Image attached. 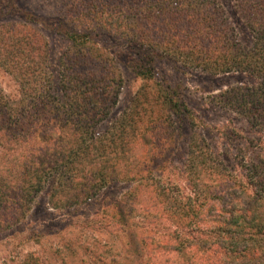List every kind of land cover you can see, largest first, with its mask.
Returning <instances> with one entry per match:
<instances>
[{"label":"trees","instance_id":"1","mask_svg":"<svg viewBox=\"0 0 264 264\" xmlns=\"http://www.w3.org/2000/svg\"><path fill=\"white\" fill-rule=\"evenodd\" d=\"M86 8L67 18V23L76 22L75 27L58 25L68 45L57 58L59 71L52 81L44 79L41 35L20 22L0 26V63L6 54L23 91L14 100L0 92V231L23 220L42 190L47 191L51 207H73L94 198L114 175L116 180L137 181L124 200H131V212L140 210L138 190L151 184L136 177L160 155L161 146H174L177 137L167 116L151 115L145 123L138 119L132 124L125 115L119 123L97 129L122 81L116 77L117 68L106 48L91 41V36L106 33L123 39L128 51L145 58L146 63L133 64L140 76L151 71L149 61L159 53L210 74L236 72L252 77L251 85L227 88L217 102L233 109L254 136L245 137L240 130L223 125L212 129L214 140L195 132L187 137L182 169L188 185H194L189 188L193 195L171 192V196L157 186L160 206L174 207L172 200H176L179 207L172 212L178 221L169 232L177 234L173 235L176 243L156 240L155 246L168 245L174 250L189 240L206 257L205 264H264V0H238L236 4L247 32L245 41L236 37L210 0H148L127 13L124 10L130 7L122 0ZM157 37L161 43L154 41ZM42 80L50 81L52 91L42 89ZM170 94L180 97L175 90ZM140 97L138 93L134 96L136 105ZM170 106L176 107L173 110L181 119L190 115L181 99ZM132 129L141 141L146 132L145 154L137 170L131 171L130 166L113 172L108 166L121 148L113 149L126 144L121 138ZM217 138L225 147L231 146L230 155L225 148L218 149ZM200 178L210 180L208 189L199 188ZM115 207L121 215L119 206ZM131 246L135 251L134 238ZM186 259L202 264L201 257Z\"/></svg>","mask_w":264,"mask_h":264},{"label":"rangeland","instance_id":"2","mask_svg":"<svg viewBox=\"0 0 264 264\" xmlns=\"http://www.w3.org/2000/svg\"><path fill=\"white\" fill-rule=\"evenodd\" d=\"M115 1L118 0H0V26L8 27L12 23L20 22L21 26L30 27L41 35L45 45V58L42 61L44 79L49 78L52 81L59 71L57 58L68 45V41L58 31V25H65L67 18H71L77 11H86L88 5ZM122 1L125 7H130L124 10L127 13L129 10L133 11L131 7L134 9V6L148 0ZM210 1L225 18L226 24L233 28L236 37L245 41L247 32L236 12L238 0ZM91 9L93 10L92 7ZM174 19L179 20L176 17ZM75 25V21L66 24ZM95 35L97 38L91 36V41L106 48L107 56L112 58L117 68L116 77L122 80L114 104L97 129L102 131L113 121L119 123L125 115L130 116L132 124L138 119L145 123L146 118L151 115L163 118L167 116L171 120V127H174V138L177 137V140L169 148L161 146L158 152L160 155L145 164L143 173L136 177H142L151 184L146 190L138 186L140 198L138 197L137 206L140 210L131 212V207L128 208L131 200H124L126 193L137 186V181L116 180L115 175L94 198L73 207L53 208L48 203L46 190L37 193L25 218L11 228L0 231V264H191L187 259L183 260L186 256L201 257V263L205 264L206 257L196 252L189 245V240L183 243L184 247L178 246L181 248L179 250H170L168 245L163 244L160 247L155 246L156 240L170 239L175 242L173 239L176 236L173 235L177 234L169 232L178 221V217L172 212H176L179 207L175 205L178 203L176 200H172L174 207L168 204L160 206L155 189L160 186L171 196V192L176 196L193 195L189 188L194 185H188L182 169L184 145L193 132L214 140L212 129L227 125L240 130L245 137L254 136L233 109L217 102V96L225 89L251 85L254 80L246 74L236 72L210 74L182 66L175 56L159 53H156L158 56L155 59L149 61L151 71L140 76L133 64L146 63L141 54L136 57L132 51L126 49L129 45L117 36L106 33ZM154 41L161 43L158 37ZM2 58L0 92L6 99L14 100L23 91L12 73V64L7 55L3 54ZM14 59L18 60L17 57ZM84 68L94 69L92 66ZM50 81H41L43 90L52 91ZM171 90L179 92L180 97H175L177 94L171 95ZM137 93L142 97L136 105L134 96ZM168 98L169 105L166 104ZM180 99L190 112L186 119H181L173 110L176 107L170 106L180 102ZM144 134L145 140L141 141L138 132L132 129L127 137L121 138L126 144L113 149L121 148L114 162L108 166L113 172L127 170L130 166L131 171L138 169L136 166L139 158L144 156L147 148L148 138L146 132ZM217 139L218 149L225 148L228 153L226 155H230L231 146L228 144L225 147V143L220 138ZM198 186L201 190H206L210 186V180L200 178ZM113 204L119 206L121 215L115 212L116 207L113 208ZM133 238L135 251L131 246Z\"/></svg>","mask_w":264,"mask_h":264}]
</instances>
